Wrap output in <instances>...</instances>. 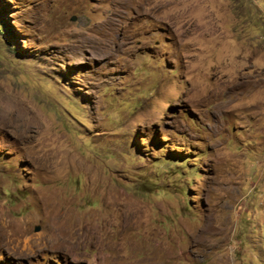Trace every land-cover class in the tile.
<instances>
[{"label":"rangeland","instance_id":"rangeland-1","mask_svg":"<svg viewBox=\"0 0 264 264\" xmlns=\"http://www.w3.org/2000/svg\"><path fill=\"white\" fill-rule=\"evenodd\" d=\"M0 264H264V0H0Z\"/></svg>","mask_w":264,"mask_h":264},{"label":"water","instance_id":"water-1","mask_svg":"<svg viewBox=\"0 0 264 264\" xmlns=\"http://www.w3.org/2000/svg\"><path fill=\"white\" fill-rule=\"evenodd\" d=\"M36 231H40V227H38V228L36 229Z\"/></svg>","mask_w":264,"mask_h":264}]
</instances>
